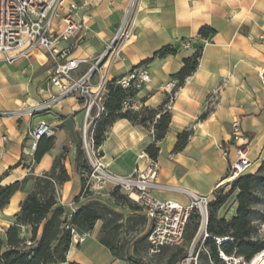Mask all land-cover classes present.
<instances>
[{"label": "crops", "instance_id": "obj_1", "mask_svg": "<svg viewBox=\"0 0 264 264\" xmlns=\"http://www.w3.org/2000/svg\"><path fill=\"white\" fill-rule=\"evenodd\" d=\"M128 1L101 0L79 9L76 17L85 18L86 29L73 56L93 59L100 55ZM202 26H209L215 33L209 38L199 36ZM184 40L190 41L189 47L180 46ZM164 46L173 47L175 53L146 61ZM198 48L196 69L174 90L168 130L158 142L155 159L161 187L151 190L156 198L181 204H187L191 194L209 195L211 199L214 191L228 183L226 176L235 153L231 149L229 157H225L216 144L229 139L233 121L250 138L248 156L252 165L246 173L255 172L264 159V85L258 75L264 73V0H137L132 32L122 50L124 60L114 63L108 74L109 79H114L131 69L146 68L150 81L137 89L135 98L141 106L154 108L168 102L163 85L174 80L172 75L182 67L183 60ZM51 66L39 49L11 63L0 59V113L14 111L23 103L34 104L45 97L47 90L54 91L49 83ZM86 68L87 64H81L76 72L81 74ZM204 111H208L207 116L198 119ZM41 120L53 127L54 143L35 160V151L28 154L29 131ZM82 122L83 106L78 94L66 96L31 116L0 115V185L28 178L0 210V234L13 224L20 203L32 188L31 178L49 171L54 158L62 152L70 178L59 187V202L71 212L97 197L84 196L80 175L74 169ZM189 127L192 133L184 149L172 152L176 134ZM45 140H40L39 150ZM152 141L151 126L118 119L97 151L109 172L128 175L136 164L140 169L145 166L138 154ZM233 209L234 205L227 216ZM101 223L98 220L94 224L83 242L72 240L67 260L60 264H125L99 242ZM147 224L150 225L148 220Z\"/></svg>", "mask_w": 264, "mask_h": 264}, {"label": "trees", "instance_id": "obj_2", "mask_svg": "<svg viewBox=\"0 0 264 264\" xmlns=\"http://www.w3.org/2000/svg\"><path fill=\"white\" fill-rule=\"evenodd\" d=\"M199 36L209 38L215 30L209 26L200 27ZM175 49L164 46L156 50L150 59L174 54ZM200 48L183 60L182 67L172 75L176 81L175 89L182 85L198 65ZM174 89V90H175ZM138 90L123 89L116 84V78L107 82V93L104 100V112L96 120L92 129L94 146L99 147L110 126L118 119H127L133 124L153 128V141L145 151L150 158L156 159L160 142L168 130L170 112L164 109L165 101L157 107L141 106L138 110H122L127 98H135ZM202 112L198 119L207 116ZM192 133V128H186L176 134L172 152L184 149ZM46 138L42 150L39 142ZM54 135L39 139L34 159L50 150ZM65 153L56 156L49 171L32 177V188L28 191L19 210L14 216V222L0 234V264H60L66 262V256L72 243L71 229L77 234L90 231L94 224L101 220L99 242L105 246L112 256L127 264H146L138 252L140 248L150 249L147 234L150 225L140 205L122 193L118 187L109 192V202L99 197H91L74 211L67 212L58 201L59 187L69 180L64 167ZM74 169L80 175L82 187L90 171L81 139L76 148ZM28 178L15 181L12 184L0 185V210L8 204L16 189L22 188ZM84 196L93 193L85 192ZM230 203V204H229ZM234 205L233 212L227 216L229 208ZM228 206L224 214L225 207ZM118 207V208H116ZM264 159L253 173H244L234 178L229 189L218 188L212 193L208 202L205 231L208 236L202 243L200 236L195 243L198 253L201 252L200 264H227L220 252L227 257L241 258L249 264L252 259L264 251ZM199 218L191 214L184 234V241L179 246H164L159 251L166 255V264H178L185 255L198 230ZM139 232L132 241L125 239L124 232ZM215 238H225L217 243ZM158 251V252H159ZM76 264V263H69ZM190 264H194L190 261Z\"/></svg>", "mask_w": 264, "mask_h": 264}, {"label": "built area", "instance_id": "obj_3", "mask_svg": "<svg viewBox=\"0 0 264 264\" xmlns=\"http://www.w3.org/2000/svg\"><path fill=\"white\" fill-rule=\"evenodd\" d=\"M100 2L101 0H82L80 3L66 0H0V59L11 63L35 49L42 50L52 63L49 83L55 89L47 90L45 97L34 104L23 103L20 108L1 112L0 115L31 116L49 109L66 96L78 94L83 106L80 139L90 163V171L85 178L82 193L89 191L101 194L108 187H118L129 199L140 205L150 223L147 241L151 253L158 252L164 246L181 245L187 222L194 212L199 218L200 226L203 225L201 235L198 236V238L202 236L203 243L208 236L205 227L209 195L191 194L187 204L172 199L156 198L151 190L161 187L157 182L159 165L145 150L138 154V160L145 162L142 169L136 164L132 173L116 175L105 168L94 146L92 129L104 112L109 70L117 61L124 60L122 50L132 32L137 0L128 1L112 38L100 55L93 59L77 58L73 56V51L82 39L86 20L84 17L77 18L76 12ZM180 46L187 48L190 41H181ZM81 64H87V68L78 74L76 71ZM258 75L264 85V73L260 72ZM149 81L150 74L146 68L131 69L116 78V84L123 89H140ZM175 85L174 80L163 85V89L168 93L165 110L169 111L171 108ZM140 107L141 103L136 98H127L123 102L122 110H138ZM53 135V127L45 120L39 121L29 131L31 144L28 154L32 155L36 150L40 138ZM249 143L250 138L242 130L241 125L233 121L229 139L216 144L225 157H229L231 149L235 153L234 158L230 160L226 176L228 182L250 169L252 161L248 156ZM71 233L72 240L77 242H83L88 236V232L77 234L74 229H71ZM224 239L215 238L218 244ZM220 255L228 264H232V261L233 264H244L241 263V258L227 257L221 252ZM190 258L196 264L197 256L192 257L190 253L189 260Z\"/></svg>", "mask_w": 264, "mask_h": 264}, {"label": "rangeland", "instance_id": "obj_4", "mask_svg": "<svg viewBox=\"0 0 264 264\" xmlns=\"http://www.w3.org/2000/svg\"><path fill=\"white\" fill-rule=\"evenodd\" d=\"M86 159H87V157H86ZM87 162H88V165L90 167V163H89L88 159H87ZM229 184H230V182L226 183L225 186L222 187L224 191L229 189ZM111 189H112V187H108L101 194L93 193V195H95V196H97L99 198H102V200L104 199L105 202H109L110 201L109 192L111 191ZM227 209H228V206L225 207L224 214L226 213ZM199 228H200V223H199V226H198V230H199ZM198 230H197V232H198ZM261 230H262V232H264V224L261 225ZM137 234H139V232L136 231V232H126V233L124 232L122 235L124 236L125 239H128L129 241H132L133 238ZM195 243L193 245L191 243L189 246L188 245L185 246L184 249L187 250L188 253H187V255H185V257H183V259L178 264H190V261L194 262V260L192 258H190V260H189V256L188 255H190V253H191L192 257H196L197 256L196 264H200L202 262L201 252L197 253V251L200 250V249H198L197 247L195 248ZM263 254H264V251L260 255L254 257L249 264H256V263L258 264L264 258ZM138 257H140V259L146 264H166V255L164 253H162L161 251L155 252V253H151L146 247L140 248V250L138 252ZM257 257L259 259L255 261V259ZM231 263L233 264V261ZM241 263H244V262L241 261ZM125 264H127V263H125ZM244 264H246V263H244Z\"/></svg>", "mask_w": 264, "mask_h": 264}, {"label": "bare ground", "instance_id": "obj_5", "mask_svg": "<svg viewBox=\"0 0 264 264\" xmlns=\"http://www.w3.org/2000/svg\"><path fill=\"white\" fill-rule=\"evenodd\" d=\"M202 229H203V225L202 226H200V228H199V230H200V232L202 231ZM264 255V254H263ZM259 258L257 257L256 259H255V261L256 260H258ZM254 261V262H255ZM257 264V263H256ZM258 264H264V258L258 263Z\"/></svg>", "mask_w": 264, "mask_h": 264}, {"label": "water", "instance_id": "obj_6", "mask_svg": "<svg viewBox=\"0 0 264 264\" xmlns=\"http://www.w3.org/2000/svg\"><path fill=\"white\" fill-rule=\"evenodd\" d=\"M199 234H200V230H198V232H197V234H196V236H195V238H194V240H193V242H192V245L196 242V240H197ZM188 256H189V255H188Z\"/></svg>", "mask_w": 264, "mask_h": 264}]
</instances>
